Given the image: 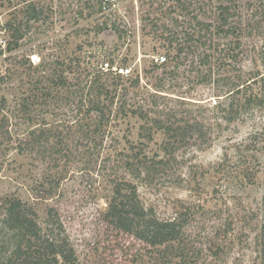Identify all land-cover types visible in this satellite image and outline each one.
<instances>
[{
	"label": "rangeland",
	"instance_id": "1",
	"mask_svg": "<svg viewBox=\"0 0 264 264\" xmlns=\"http://www.w3.org/2000/svg\"><path fill=\"white\" fill-rule=\"evenodd\" d=\"M99 1L104 0H0L4 48L9 41L5 27L22 19L26 4L45 10L42 21L23 28L21 48L0 57V105L5 99L13 136L47 124L57 151L47 158L6 151V160L0 159V207L9 198H20L34 206L41 222L47 210L55 208L82 264H163L139 243L127 249L133 237L112 232L104 221L113 198L111 181L126 177L137 185L143 205L159 218L186 221L183 258L175 259V264H260L264 114L256 110L254 119L221 121L216 91L198 85L200 75L192 73L189 62L169 56L175 53L170 42L185 40L192 13L214 24L219 7L225 6L233 33L222 36L220 45L235 47L238 67L245 72L264 73V0H181L182 4L110 0L103 13L92 16L91 6L97 10ZM114 26L127 32L125 39L118 40L110 28ZM105 27L109 29L101 31ZM23 59L31 64L21 66ZM107 59L114 60L111 70H105ZM41 64L47 73L64 74L68 88L53 91L49 98L35 91L33 83L46 73L37 68ZM101 69L110 81L121 78L129 89V104H137L136 97L146 104L156 102L154 111L163 114L166 123L184 125L185 120L179 121L182 116L195 111L203 135L211 140L204 142L198 134L173 140L169 166L134 178L123 168L119 154L137 153L140 146L148 158L159 160L165 157L167 140L162 131L138 117L118 116L114 111L104 129L103 149L82 147L78 137L91 121L87 107L80 105L78 85L84 87ZM137 79L140 86L134 89ZM174 111L179 113L176 118ZM246 167L259 171L254 185L240 174Z\"/></svg>",
	"mask_w": 264,
	"mask_h": 264
},
{
	"label": "trees",
	"instance_id": "2",
	"mask_svg": "<svg viewBox=\"0 0 264 264\" xmlns=\"http://www.w3.org/2000/svg\"><path fill=\"white\" fill-rule=\"evenodd\" d=\"M109 1H99L97 10L91 6L92 16L103 13ZM177 1L182 4L181 0ZM219 10L220 13L214 24L192 13V19H188L191 24L189 23L190 27L185 33L186 38L182 40L186 45H183V42L174 45L176 41H171L170 48L175 53L169 58L184 59L189 62L192 73L200 75L198 85L211 87L216 91L215 108L221 113L220 120L232 124L243 119H254L256 110L264 114V73L258 70L245 72L238 67L235 47L231 43L220 45L219 40L222 36L229 38L233 33V25L226 15L229 9L221 6ZM44 11L35 4H26L22 11V19L17 24L8 23L5 27L6 33L9 34V41L5 48L0 41V57L12 55L21 48L25 37L23 28H29L31 21H42ZM110 28L114 30L119 41L126 38L127 32L124 29L116 26ZM106 29L109 27L101 31ZM113 62L112 59L104 61V65L108 67L105 70H111L110 64ZM28 63L31 64L25 59L19 61L21 66H26ZM37 68H43V72H46L40 82L36 81L32 85L42 97L49 98L53 91L68 88V79L64 77V74L47 73L48 69L43 64ZM105 70L101 69L93 73V78L84 87L78 85V92L81 93L80 105L87 107L86 115L91 121L78 137V143L82 147L103 149L106 140L104 129L114 111L118 116L138 117L146 124L162 131L167 140L163 144L165 157L159 160L148 158L144 155V150H140V146L137 147L139 148L137 153L119 154L123 168L127 174L134 175V178H141L143 171H158L169 166L171 163L167 160V156H171L173 140L181 138L184 141V137L192 138L196 134L199 138L202 137L204 142L211 140L207 135H203L204 127L197 119L195 111L189 110L188 115L182 116L179 121L185 120L184 125L166 123L162 118L163 114L154 111V108L158 107L156 102L150 101V104H146L143 98L138 101L136 97L137 104H129V89L126 88L125 83L121 78H112L113 80L110 81L106 78ZM139 86L140 81L137 79L131 87L137 89ZM84 97L85 104H83ZM114 104L117 106L115 110H113ZM157 114L158 117L155 116ZM174 114L173 118L179 115L178 111H174ZM11 118L12 115L10 117L6 112V101L3 99L0 105V159L3 157L6 160V151L10 148L17 150L19 155L37 153L44 154L45 158L57 152L56 147L51 144L55 136L49 133L50 130L45 127L47 124L40 129L31 130L27 135L25 133L23 136L15 137L9 131ZM191 122L193 123L190 124ZM48 146L50 148H47ZM2 165L3 163H0V167ZM258 172H252L249 167L240 169V174L248 185L255 184ZM112 180L113 198L104 214V221L112 232L133 237L134 241L127 243V249H132L134 242L139 243L146 251L145 253H155L156 262H163V264H175V259L183 258L184 250L181 246L185 239L186 221L181 218L168 220L159 218L154 209H148L143 205L135 182L126 177L121 181ZM261 204L264 209V198ZM257 242L260 264H264V222L260 226ZM0 264L82 263L69 238L65 224L55 208H49L45 221L41 222L32 204L13 197L5 200L0 207Z\"/></svg>",
	"mask_w": 264,
	"mask_h": 264
},
{
	"label": "built area",
	"instance_id": "3",
	"mask_svg": "<svg viewBox=\"0 0 264 264\" xmlns=\"http://www.w3.org/2000/svg\"><path fill=\"white\" fill-rule=\"evenodd\" d=\"M160 60L161 63H165L167 62V59L166 58H158V61ZM123 72V71H122ZM128 73V71H126Z\"/></svg>",
	"mask_w": 264,
	"mask_h": 264
}]
</instances>
